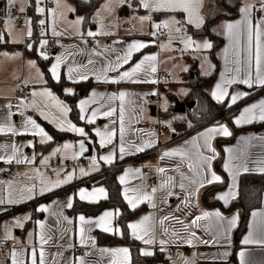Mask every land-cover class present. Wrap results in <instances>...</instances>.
<instances>
[{"label": "crops", "instance_id": "obj_1", "mask_svg": "<svg viewBox=\"0 0 264 264\" xmlns=\"http://www.w3.org/2000/svg\"><path fill=\"white\" fill-rule=\"evenodd\" d=\"M245 2L246 0H242L240 8ZM125 3H127V6H129L128 4L131 5L127 9L129 13L128 16L134 15L135 18L134 26L131 27L129 25L130 28L125 29L127 32L124 31L122 33L112 34L110 36L105 35V37L101 36L102 39L99 40H97V36L88 37L86 35L88 29H84V32L83 30H74L72 31L73 34H71L69 30H64L61 32V35L58 36H51L48 32L45 34L46 40L55 41L57 45L56 51L52 54V56H49L50 59H48L49 62L47 65L48 71L51 68V65L55 63V57H62L61 67L58 72L60 80L63 78L65 81H67V84L63 87L64 93L66 94L67 89H71L75 95L77 92V84L86 81L92 82L88 92L80 96V98L77 100V107L81 100L91 101L86 109V119L91 118L90 114L93 110L99 109L100 114H98L94 123L88 124L86 123V120L81 119L84 123L91 127L92 135H90L84 126L76 125L71 119L70 113H68L66 117H62L59 109L55 106V101L47 97L30 96V93L33 91H50L59 100L63 101L68 107H70V105L65 100L60 98L49 86H47V79L41 65V60H46L40 55H37L36 52L38 46H31L27 51L25 48H23L24 43L17 44V42L12 40V36L10 34L6 33L5 30L3 32L2 36L4 39L0 40V44L8 43L9 45L15 46L17 48L4 49L0 51V123L9 122L8 116L9 112L11 111L12 115L10 117V122L17 129L22 127L27 117H31L35 119L36 122L41 127H43L48 134L49 132L46 130L44 123H48L56 131L74 135L77 139L60 138L54 144L48 146L49 143L54 141V138L50 134L49 135L53 138L51 141H47L40 136L33 135L30 131L27 134L21 135H13L11 132L0 133V145H16L19 149L17 155L24 158L25 161L23 163H17L15 159H13L12 162L17 165V175L13 177H5V165L9 163L5 162L4 159H0V200L5 201V203L0 204V242L7 240L10 242L15 241L17 243L16 247L10 249L8 254L0 253V264H12L11 254L13 250H16L17 252L23 250L26 255L24 257H17V259H21L23 264H31L30 253L33 246H35L38 254L41 250L39 240V233L41 231H43L47 237V243L43 245L45 264H79L80 258H84L86 264H113V261H123V257L110 256L109 253H102L101 250L118 248H127L129 250L128 260L131 264V246L125 244L116 246H103L98 245L97 243L98 232L122 237L123 233L121 226L117 223V218L120 215V210L118 207L105 208L97 215H85L82 213L71 214L69 210L72 209L73 206L71 208H67L66 206H56L57 201L63 205L68 197H75L73 200V205L75 201H81L78 195L79 190L81 189L92 192L93 189L103 187L106 191L107 198H103L98 195L96 198L97 202L94 203L107 200L109 198L108 190L103 185L98 183V181L106 173L102 171L104 167L108 168L109 171H118L117 179L121 185L123 199L125 189L131 190L143 185L144 191L151 193L152 188H160L162 177L174 178L173 183L177 185L175 188H173V192L175 193L174 195L165 196L163 191L158 190L154 196L155 207L152 206V201L149 200L138 202L134 209H137L141 206H144L145 209L135 215L128 222V225H130L132 223H138L146 216H152L155 217L157 239L160 238V234L163 229H167L168 232L173 235L178 234L176 235V239L172 243L167 244L164 251H161V247L158 243L155 245H148L143 241L133 237L132 230L128 227L131 238L140 244L141 252L142 250H150L154 253L151 256H154L157 253H161L163 255V259L155 262L154 264H241L239 256L241 251L246 253L245 264H264V244L252 243L249 245H244L242 243L243 239L249 234V232L253 231L251 227L253 225L252 213L264 212V195L262 198L261 207L251 212L247 222V227L240 235L238 240H235V230L240 224V215L237 225L228 233L227 240H221L219 243H213L214 238L212 234L210 232H205L203 227H196L193 229H189L187 227V225L197 215H201L202 211L219 210L225 217L228 218L233 217L237 213L239 214L237 209L231 212H223L217 206H205L202 201V196L208 188L218 186L221 188L215 189L213 192H211L209 199L217 200L223 206H225L223 201L217 199L216 197L218 194L226 193L227 190L232 186V177L224 170L223 167V165L228 162L229 154L225 151L226 148L231 147L234 149L233 156L236 158L234 160L235 164H243L244 167L249 169L248 172H244L243 168L241 167L237 173V195L236 198L230 201L229 205L238 198L239 181L242 174H262L258 171V169L261 167L260 161H264V140L259 138H264V121H260L258 116L254 121L242 122L239 125H237L235 121L239 118L245 107H249L253 103H258L260 100H264V88L254 87L249 89L247 85L238 83L229 85V98H225L223 103L226 104V107L230 112V116L216 123L197 129L194 132L184 135L178 139H174L175 136L183 133L184 131L178 130L175 125L174 126L176 127V130L172 134H163L164 129L160 125H155L151 120V117H156L158 114V110L156 108V115L153 116L152 113L150 115L151 108L156 107V100L153 101V103H149V99L154 100L156 95H160V92L164 88L166 81H170V73L175 68H177L181 82H185L187 77L192 79L199 77L197 74L199 65H197V68H195L197 62L196 60L199 54L195 53L194 48H188L187 50L181 51V49L185 47L183 43L174 44L172 43V39H165L163 42H159L157 36L153 37L151 35L152 32L156 31L152 30L153 22H162L170 18V16L173 15L172 13H149L147 9L141 6L140 0H125ZM247 3L255 5L253 10V23L255 24L257 19L264 16V12L260 11V0H247ZM212 8L213 0H202L200 15L203 17L204 23L199 28H197L195 25H184L186 34L191 36L194 40H197L199 43L204 42V39H202L204 38V35H194L188 28H191L193 31L201 30L206 23V11L208 10V12H210L209 15L214 14ZM3 10L6 11L5 6H3ZM3 10L1 11L2 13ZM149 15L152 16L151 21H141V17H147ZM175 17L177 20L184 21L186 19V14L177 13L175 14ZM239 19H241V15H239V17L235 20H223L219 24V29L223 23L235 22ZM27 28L28 30L30 28L32 32L31 24H28ZM92 28H96V26H93ZM173 31L175 30L173 29ZM220 33L224 37V45L219 50L218 54L220 70L216 76V79L210 85L211 96L212 92L215 91V85L221 82V78L225 73L224 49L229 46L227 37L222 33V31H220ZM82 34L83 39L81 38ZM175 36L176 38L180 39V35L176 32ZM40 40L44 39L41 37ZM209 40L211 39L209 38ZM134 42H145L148 43L149 46L134 52L129 63L123 64L118 68V70H109L107 72V76L110 79L117 78L119 77L120 73L130 70L136 63L142 60L144 56L153 55L157 57L156 61L154 62L156 71L151 73L149 76H145L143 73H141L139 78L141 80L154 79L156 83H133L127 80L121 81L120 83H111L103 82V79L98 81L96 77L99 75V70L106 66L108 61L115 63L117 55H123V50L129 44ZM19 46H22V48H18ZM92 49H96L97 52H101L102 54L99 56L93 55L91 52ZM4 53H7L8 56L5 57L3 55ZM34 57H36V59ZM182 58L183 61H176V59L180 60ZM90 59L92 60V63H89ZM241 59H243V55ZM29 62H35L36 67H30ZM69 67L73 68V75L77 76V82H72L67 79ZM194 68L195 70H193ZM37 70L43 74L42 79L38 77ZM49 74L51 75L50 71ZM164 74H168L169 78L162 79ZM231 75L232 73H229V78ZM80 77L87 78L80 79ZM51 78L57 82L52 77V75ZM21 85L27 86L29 88L27 94L22 95L19 93ZM93 92L98 94L95 98H93L91 95ZM119 92H127L130 94L126 96L123 101L124 121L122 134L120 130L121 124L119 121L121 101L119 99H110L113 93L118 94ZM236 92H246L249 93V95L238 100L235 105H232L230 103V96L234 95ZM152 93L155 94L153 95ZM187 96L188 94L184 98L178 99L171 93V97L176 101L171 106L176 107L177 105H181L179 112L176 113H181L185 117L187 112L195 113L196 109V102L194 101V104L192 101H187ZM21 99L26 100V103L28 104L27 110H25L23 106L19 108L17 107ZM212 99L215 103L220 104V102H217L213 96ZM33 100H35L36 107L32 106ZM147 100L150 104L149 107H147L146 104ZM9 104L11 105V109L7 107ZM110 107H115L117 109L116 113L110 117L103 115V113L106 112ZM181 109H183L184 112H182ZM20 112H23V115H20ZM40 112H43L44 115H40ZM45 116L48 117L47 120L45 119ZM229 117L231 123H228ZM187 118L190 119L189 116ZM49 121L53 122L49 123ZM68 121L77 127L84 128L86 136L81 137L75 132L60 131L59 126L63 125L64 127H67ZM253 124H261V126L255 130H243L240 132H235L233 129V127L242 128ZM190 125L191 126L186 125V127L190 128L193 126V124ZM217 126H227L229 131L232 133L231 136L228 137L218 135L212 141V146L218 153V156L212 162V170H214L222 178L223 183L206 184L204 187L199 189L195 200L186 207L184 204L186 193L181 191L178 187L180 175L179 172L175 171V169L179 166L180 171L187 174V161L181 163L179 156L165 157L163 159H161V156L165 151H171L176 148L184 147L189 141L197 137L200 133L206 132L209 128ZM97 128L101 130H111L115 133V136L112 138L111 142H109L104 147L100 146L99 137L95 135ZM121 135H123V142L125 145L123 158H121V154L119 152ZM42 139L43 142H41ZM81 139L85 140L87 149L82 154L79 153V141ZM147 141H151L153 146L146 147L143 151H137V146ZM66 143H71L74 145V147L72 149L63 150L57 153L56 149L62 148V146ZM89 144L93 147L91 156H89ZM219 146H221L224 150V157L221 167L226 173L227 178L215 170V163L221 157ZM158 147L163 148L161 153H157ZM112 152L116 153L113 162H104L102 157L109 155ZM11 153V147H6L0 150V156L10 155ZM52 153H55L56 155L59 154L60 156L62 155V157L64 156V160H66L65 165L62 164L60 160L55 159L53 155H50ZM32 157H35V159L32 160ZM55 161H60V165L53 167L52 164ZM158 168H165L167 171L161 174L158 173ZM129 169L139 170L140 174L137 175L135 172H133L126 175ZM81 170H84L89 174L81 175ZM57 171H59V177L56 175ZM69 174L74 175L72 181L54 189L51 192H46L44 195L38 194V189L42 186L41 176L44 177V181L47 183L49 180L55 181L57 178L66 179L67 175ZM121 176H125V182L123 184L119 179ZM32 185H36L37 194L34 197L29 198L28 193L24 189ZM63 189L64 192L51 196L53 193H57ZM129 195L132 196L134 194L129 191ZM48 196L50 197L46 198ZM9 198L16 202L12 204L7 203ZM124 201L130 209L134 210L127 200L124 199ZM83 202L93 203L89 201ZM197 204L198 207L196 206ZM41 206H47L49 211H38L37 209ZM18 208L20 209L18 210ZM105 211H113L115 213V216L110 218L109 231L105 232L100 227H93L91 231L85 233V243L82 245L80 242V222L78 217L80 215H84L89 219H98ZM58 213L60 215H58ZM23 217H30V219L23 220L22 225L17 226L16 221ZM63 217H67L72 221V223H67ZM165 217H168V219H164L163 225H161L160 221ZM262 219L264 218H256L255 223L257 226V231L254 233V239H259L258 229L261 225ZM38 222L43 223L45 227L40 229ZM199 223L201 225H207L210 224L211 221L202 220ZM6 229L8 237L7 239L5 238ZM113 229H115V232H113ZM190 231H195V238L189 237ZM188 239H191L192 242L188 243ZM204 241L209 242L204 243ZM225 252L229 254L224 255Z\"/></svg>", "mask_w": 264, "mask_h": 264}, {"label": "snow or ice", "instance_id": "obj_2", "mask_svg": "<svg viewBox=\"0 0 264 264\" xmlns=\"http://www.w3.org/2000/svg\"><path fill=\"white\" fill-rule=\"evenodd\" d=\"M37 4L41 2V0H36ZM17 0H6V12H7V20L11 22L14 18L11 16L12 8L16 5ZM112 3H115L117 6L125 3V0H110L109 4L105 5L104 10L112 11ZM140 4L143 8L147 9L149 13L152 12H166L172 13L173 15L170 18L160 22H153V27L157 31L151 33L153 37L158 34H164L161 30H167V35L171 40L173 29L177 34L180 35L181 42L184 44V48L181 51L187 50L188 48H194L195 50H208L213 47L210 41L205 40L202 43L195 41L191 36L186 34V30L184 25H195L199 28L203 23V17L200 15V8L202 7V0H140ZM57 9L53 10V15L55 16L56 11L60 8V0H56ZM255 8L254 4H250L246 2L239 9L241 19L235 22H225L220 26V29L216 31L222 33L227 37L229 41V46L224 49V60H225V73L221 78V82L215 85V91L212 92V96L215 98L217 102L223 103L225 98H229L228 86L232 84H244L247 85L249 89L254 87L264 88V16L260 17L256 20L255 24L253 23L254 16L253 10ZM20 12L24 11L23 7L18 9ZM70 11H74L69 9ZM40 14H43L45 9L38 8ZM260 11L264 12V0H260ZM177 13H185L186 19L184 21L177 20L175 14ZM99 15V14H97ZM141 21H151L152 16L149 15L147 17H141ZM30 25L31 21H27ZM39 23L43 26L45 24V20H40ZM77 25L84 23L83 18L77 19L75 21ZM115 27V25H113ZM46 34V33H45ZM53 34L56 35L55 28L53 27ZM103 34H111V33H103ZM32 32L29 28L27 32V36H31ZM86 35L88 37H94L97 33L92 31H87ZM83 39V34L81 36ZM3 39V36L0 35V40ZM243 41V43H242ZM86 42V41H85ZM48 45V40L44 39L40 41V47L44 48ZM148 43L145 42H134L129 44L124 50L123 55H117L115 63L108 61L107 65L102 67L99 70V75H97V80L100 81L103 79V82H111V83H120L121 81H129L133 83H156L154 79H144L141 80L139 78L140 74L143 73L145 76H149L151 73L156 71V67L154 62L157 57L153 55H146L136 63L130 70L124 71L120 73L117 78H109L107 76V72L109 70H118L120 66L123 64L129 63L131 60L133 53L139 51L145 47H148ZM93 55H101V52H97L96 49L91 50ZM5 57L8 56L7 53L3 54ZM243 55V59H241ZM43 59H50L49 55L46 53H41ZM62 57L56 56L55 63L51 65L49 71L51 72L52 77L59 82L60 76L58 70L61 67ZM89 63H92V60H89ZM231 64V66H230ZM30 67L35 68V62H29ZM229 73L232 75L229 78ZM37 75L40 79L43 78V74L37 70ZM87 77H80V79H86ZM67 79L72 82H77V76L73 75V68H68V77ZM67 95H74L71 89L66 90ZM153 95L155 93H152ZM92 97L95 98L98 94L93 92ZM130 95L127 92H119L118 94L113 93L110 97L111 100L119 99L121 101L120 105V115L119 121L121 124V134L123 133V121H124V108L123 101L126 96ZM249 93L246 92H236L234 95L230 96V103L235 105L238 100L241 98L247 97ZM31 97H47L51 100L55 101V106L59 109V112L62 117H66L68 113L72 111L70 107H68L63 101L59 100L55 95H53L50 91L36 92L33 91L30 93ZM91 103L90 100H81L79 102V111H80V119L86 120V123L92 124L95 122L99 109L93 110L90 114L91 118L86 119V109L87 106ZM23 106L25 110H27L28 104L25 99H21L17 107ZM32 106L36 107L35 100L32 101ZM9 109H11V105H7ZM117 109L115 107H110L106 112L103 113L105 116H112L115 114ZM23 115V112L19 113ZM12 113L9 112L8 123H0V133H8L11 132L13 135H21L27 134L29 131L33 135L40 136L41 138L46 139L47 141H51L53 138L45 131L43 127H41L35 119L31 117H27L24 124L20 129L14 127L10 122V117ZM40 115H44L43 112H40ZM260 121H264V100H260L258 103H253L249 107H245L243 112L239 116V118L235 121L237 125L242 122H251L257 119ZM47 120L48 117L45 116ZM53 121H49L52 123ZM191 126V125H190ZM170 127V125H169ZM60 131H68L78 133L79 136L85 137L86 133L84 128L77 127L72 124L70 121L67 122V127L63 125L59 126ZM231 132L227 128V126H217L211 127L206 132L200 133L197 137L193 138L189 141L184 147L176 148L171 151H165L161 159L165 157H180L181 163L187 161L188 173H184L180 171L179 166L175 169V171L179 172L180 180L178 187L181 191L185 192V206H189L198 195L199 189L204 187L206 184L211 183H223L222 178L212 170V162L218 156L216 149L212 146V141L218 135H222L225 137L231 136ZM95 135L99 137V143L101 147L106 146L109 142H111L112 138L115 136V133L111 130H101L99 128L96 129ZM242 139H256V138H242ZM264 140V138H259ZM43 142V139L42 141ZM153 146L151 141H147L137 146V151H143L146 147ZM6 147H11L12 153L10 155L0 156V159H4L7 163H12L13 159L17 163H23L24 158L17 155L19 149L16 145H0V150ZM74 147L71 143H66L62 146V148H57L56 152L59 153L63 150H69ZM86 143L84 139L79 141V153L82 154L85 152ZM225 151L228 155V162L223 165L224 170L232 177V186L227 190L226 193L218 194L217 199L223 201L225 206H228L230 201L236 198L237 192V183L236 176L239 172L240 168H243L244 172H248L249 169L244 167L243 164L237 165L234 163L236 159L233 156L234 149L228 147ZM119 152L121 154V158H123V154L125 152V145L123 142V135H121V143L119 145ZM210 153V154H205ZM116 153L112 152L109 155L103 156L102 159L106 163H111L114 160ZM32 160L35 157L31 158ZM43 159V158H42ZM261 167L258 169L259 172L264 174V161H260ZM158 173H165L167 170L165 168H158ZM135 172V174L139 175V170H131L129 169L126 173L130 174ZM81 175H88L89 173L81 170ZM57 177H59V171L56 172ZM74 178L73 174L67 175L66 179L57 178L55 181L49 180L47 183L44 181V177L41 176V187L38 189L39 195H44L46 192H51L54 189L61 187L62 185L72 181ZM120 182L123 184L125 182V176H121ZM173 177L163 178L161 180L160 188H152L151 193L145 192L143 185L138 186L134 189H125L124 191V199L128 201V203L133 207V209L137 206L138 202H142L144 200L152 201V206L155 207L154 196L156 192L163 191L165 196H172L175 193L173 192V188L177 185L173 183ZM187 182V184H186ZM28 193V197L32 198L37 194L36 185L28 186L24 189ZM129 191H131L134 195L130 196ZM79 199L81 201H89V202H97L96 198L99 195L100 197L107 198L106 191L103 187L98 189H93L92 192H88L85 189L79 190ZM75 197H68L63 205L60 204L59 201L56 202V206L71 208L73 206V200ZM13 199L9 198L7 203L12 204L15 203ZM5 203L4 200H0V204ZM198 207V204L196 205ZM40 212H48L49 208L47 206H41L37 209ZM58 215H60L58 213ZM115 213L113 211H105L98 219H89L84 215H80L78 217L80 222V242L83 245L85 243V233L91 231L93 227H100L103 231L108 232L110 227V218H113ZM253 225L251 226L253 231H250L249 234L243 239L242 243L244 245H249L252 243L264 244V219H262L261 225L258 229L259 231V239H254V233L257 231L256 226V218L261 217L264 218V212H253ZM25 219H30V217H23L16 221L17 226L22 225V221ZM67 223L71 224L72 221L67 217H63ZM168 219L165 217L161 219L160 224L163 225V220ZM239 219V214H235L233 217L228 218L225 217L219 210L216 211H202L201 215H197L188 225L189 229H193L196 227H203L205 232H210L213 236V243H219L221 240H227L228 233L234 228ZM202 220H210L211 223L207 225H201L199 222ZM182 222V221H181ZM40 229H43L45 225L43 223H39ZM128 227L132 230V235L136 239L143 241L148 245L159 244L161 247V251L165 250V246L167 244L172 243L176 239V235H173L168 232L167 229H163L160 238L157 239V232L155 227V217L146 216L138 223H132L128 225ZM115 232V229H113ZM195 231L189 232V237L195 238ZM168 237V238H166ZM7 239V229L6 236ZM183 239V238H182ZM39 240L41 245V250L39 254L36 251L35 246H33L32 251L30 253V261L31 264H45L44 256L45 253L43 251V245L47 243V237L44 232L41 231L39 233ZM188 243H191V239L187 240ZM209 241H204V243H208ZM102 253H109L110 256L115 257H123V261H113V264H130L128 260L129 250L127 248H118V249H103ZM144 256H151L154 253L150 250H142L141 252ZM229 253L225 252L224 255H228ZM12 264H23L21 259H17V257H24L26 253L21 250L17 252L13 250L12 252ZM245 255L244 251L239 253L241 264H245ZM79 264H86L84 258H80Z\"/></svg>", "mask_w": 264, "mask_h": 264}, {"label": "trees", "instance_id": "obj_3", "mask_svg": "<svg viewBox=\"0 0 264 264\" xmlns=\"http://www.w3.org/2000/svg\"><path fill=\"white\" fill-rule=\"evenodd\" d=\"M105 0H88V1H81L76 0V6L78 12L84 16V23L83 28L86 30L89 27H93L94 23L92 22V16L94 12L100 7V5ZM242 0H213V15H209L210 12L206 11V23L205 26L199 31H193L191 28H188L194 35H204L209 37L213 42V48L211 50V56L216 63L215 72L207 77H197L189 81V84L192 86V90L189 92L188 96L186 97L187 101L196 102V110L198 114L187 112L190 119L197 123L195 126L193 125L190 128L186 127L185 121L183 119H177L174 122V125L177 127L178 130H183L182 134L175 136L174 139H178L184 135H188L194 132L197 129L203 128L207 125L216 123L218 121L223 120L224 118L230 116V112L228 111L225 103H215L212 99L210 89L205 87L209 84V86L214 82L216 76L220 70V62L218 58L219 50L224 45V37L216 31L219 29V24L223 20H235L239 17L240 12V5ZM210 9L209 7H207ZM28 12L31 17V27H32V38L35 39L32 47L35 45H40V36H41V29L43 26L40 25L39 21L41 19L40 15L35 11V3L33 0H30ZM17 48L15 46L9 45L8 43H1L0 44V51L4 49H14ZM18 48H22L19 46ZM24 48V47H23ZM27 51L29 48L26 49ZM38 50V48H37ZM32 51V50H31ZM37 55L38 51L36 52ZM49 60L42 61L41 65L44 70L46 79H47V86H49L60 98L65 100L69 105L72 111L70 112V117L74 121L76 125H82L86 128V130L92 135L91 127L84 123L80 119V113L77 107V100L83 94L88 92L92 82L86 81L77 84V92L73 96L66 95L63 91V87L67 84L65 79H61L59 82H55L51 75L49 74L47 65ZM193 67V66H192ZM174 106H171L167 112L160 113L162 117L171 116L175 113ZM228 123H231L230 117L228 118ZM46 130L49 134L54 138V141L48 144L51 146L60 138H74L77 139L74 135L69 133L59 132L56 131L51 125L48 123H44ZM261 124H253L250 126H245L242 128L233 127L235 132H240L243 130H255ZM223 142V141H222ZM220 152L221 157L215 163V170L227 178L226 173L222 169L221 165L223 162L224 157V150L221 146ZM106 172L102 178L98 181L100 185H103L108 190L109 198L107 200L100 201L98 203H86L83 201H75L72 209L69 210L71 214H85V215H97L102 210L108 207H118L120 210V215L117 218V223L121 226L122 229V237H117L115 235H109L105 233H97V243L98 245L103 246H116V245H129L131 246V264H154L155 262L162 260L163 255L161 253H157L154 256H144L141 254L140 251V244L131 238L128 230V222L138 213L145 209L144 206H141L137 209H130L126 202L123 199L121 193V185L117 179V172L116 170H108V168L104 167L103 170ZM221 187L213 186L208 188L203 196L202 201L205 206L207 207H219L223 212H231L235 209L238 210L240 215V224L235 230V240L239 239L240 235L245 231L247 227V222L251 212L255 209L261 207L262 198L264 195V174H251L246 173L242 174L239 181V195L238 198L233 201L228 207L223 206L217 200L209 199V195L215 189ZM64 192L60 190L57 193H53L51 196L55 194H59ZM50 196L46 197L49 198ZM24 207V206H23ZM21 207V208H23ZM20 208H18L19 210ZM1 218V217H0Z\"/></svg>", "mask_w": 264, "mask_h": 264}, {"label": "rangeland", "instance_id": "obj_4", "mask_svg": "<svg viewBox=\"0 0 264 264\" xmlns=\"http://www.w3.org/2000/svg\"><path fill=\"white\" fill-rule=\"evenodd\" d=\"M35 3V11L37 14L41 16L40 20H45V24L43 25V28L41 29V36L43 39L46 38L45 33H49L51 36H58L61 35V32L64 30H69L71 34H73L72 31L74 30H83V23L80 25H77L75 21L77 19L83 18L84 16L78 12L77 6H76V0H60V8L56 11L55 16L53 15V10L57 9L56 0H53L52 4H48L47 0H41L39 4H37L36 0H33ZM81 1H88V0H81ZM110 0H105L100 7L94 12L92 16V22L94 23V27H89L88 31H92L97 33V40L102 39V37H105V35L110 36L112 34H118L122 33L124 31L127 32L123 28V25H130L131 27L135 24V18L134 15L130 16H124L121 17V13L131 6H127V3H124L122 5L117 6L115 3H112V8L114 10L112 11H106L104 10L105 5L109 4ZM30 0H17V3L14 7L19 9L20 7L24 8L23 12H28L29 9ZM3 6L6 7V0H0V35H3V32L5 30L6 33L10 34L12 36V40L17 42V44L24 43V40L27 36L28 28L25 29L23 25L18 26L14 24V21L12 20L9 22L7 20V12L3 10ZM44 8L45 11L43 14H40L38 11V8ZM69 9H72L74 11H70ZM3 10V13L1 12ZM99 14V15H97ZM155 23H160V21H156ZM41 25V24H40ZM115 25V27H113ZM2 26V27H1ZM42 26V25H41ZM53 27L55 28L56 35L53 34ZM152 30L154 29L152 25ZM157 31V30H156ZM167 31V30H166ZM103 33H111V34H103ZM220 33V32H219ZM29 37V36H28ZM203 41L207 40L212 43L209 38L206 36H203ZM32 38V35L30 36ZM4 39V38H3ZM2 39V40H3ZM165 39H169V36L167 35L166 38L159 39V42H163ZM172 43L174 44H182L181 39L176 38L175 31L172 32ZM196 39V38H195ZM170 40V39H169ZM197 41V40H195ZM211 49L208 50H195V53L199 54L197 57L196 64L199 65V69L197 70V74L199 77H207L212 75L215 72L216 69V63L213 61V58L211 56ZM180 55V53H179ZM52 56V55H50ZM33 57V56H31ZM36 59V57H34ZM176 61H183L182 59H176ZM185 63V61H184ZM184 65V64H183ZM192 78L187 77L184 81H180L181 78L178 75L177 68L173 69L170 73V81H166L164 88L161 90L160 95H156L154 98V101L156 100V108L158 110V114L156 117H151L152 122L155 125H160L164 129V133H173L176 130V127L174 126V122L177 119H183L185 121V124L187 126H190V124H193L194 126L197 124L195 119L191 122V120L188 117V114L186 113V117L181 113H174L171 116L162 117L160 113L167 112L171 105H173L176 101L171 97V93L176 96L178 99L184 98L189 92L193 89L192 86L189 84V81ZM194 79V78H193ZM205 87H208L210 89L209 84ZM195 104V102H192ZM147 107L150 106L148 103V100L146 101ZM190 104V103H188ZM175 109L178 108V106L174 107ZM191 111V110H190ZM150 112V109H149ZM198 114L197 110L195 109V113ZM151 115V112H150ZM170 125V127H169ZM178 131V130H177ZM182 134V133H181ZM53 152V150H52ZM50 155H53L55 159H58L61 161L62 164L65 165L66 160H64V156H60L59 154L52 153Z\"/></svg>", "mask_w": 264, "mask_h": 264}, {"label": "built area", "instance_id": "obj_5", "mask_svg": "<svg viewBox=\"0 0 264 264\" xmlns=\"http://www.w3.org/2000/svg\"><path fill=\"white\" fill-rule=\"evenodd\" d=\"M48 4H52L53 0H47ZM11 16L14 18V24L21 26L23 25V27L25 29H27L28 27V23L27 21L30 20V14L29 12H20L16 7L12 8L11 11ZM124 29H129V25H124L123 26ZM162 32H164V34H158L157 38L158 39H163L167 36V31L166 30H161ZM35 39L34 38H30L28 36H26L25 40H24V48H30L33 43H34ZM57 49V45L55 43V41H48V45L44 48H41L40 45L38 46V54L41 56V53H46L49 56L52 55ZM42 57V56H41ZM165 78H169L168 74H164L162 79ZM29 91V88L27 86L21 85L20 89H19V93L22 95L27 94ZM153 99H149V103H153ZM163 150L162 147H158L157 148V153H161V151ZM60 165V161H55L52 166H59ZM6 170L4 171V176L5 177H13L17 175V165L12 162L9 163L7 165H5ZM17 243L15 241H7V240H3L0 242V253L2 254H8L9 250L12 249L13 247H16Z\"/></svg>", "mask_w": 264, "mask_h": 264}, {"label": "water", "instance_id": "obj_6", "mask_svg": "<svg viewBox=\"0 0 264 264\" xmlns=\"http://www.w3.org/2000/svg\"><path fill=\"white\" fill-rule=\"evenodd\" d=\"M128 10L125 8V10L121 13V17H124V16H128ZM195 68H197V64H196V67ZM195 68L193 69V70H195ZM178 106V108L177 109H174V111H175V113L176 112H179V108H181V105H177ZM183 108V107H182ZM182 110V112H184V110L183 109H181ZM156 107H152L151 108V113H152V115L153 116H155L156 115ZM88 149H89V156H91L92 155V152H93V147H92V145H88Z\"/></svg>", "mask_w": 264, "mask_h": 264}]
</instances>
